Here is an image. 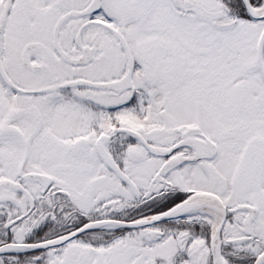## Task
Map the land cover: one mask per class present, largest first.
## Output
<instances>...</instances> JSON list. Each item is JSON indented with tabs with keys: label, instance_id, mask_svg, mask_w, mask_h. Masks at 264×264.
I'll return each mask as SVG.
<instances>
[{
	"label": "snow or ice",
	"instance_id": "snow-or-ice-1",
	"mask_svg": "<svg viewBox=\"0 0 264 264\" xmlns=\"http://www.w3.org/2000/svg\"><path fill=\"white\" fill-rule=\"evenodd\" d=\"M0 264H264V0H0Z\"/></svg>",
	"mask_w": 264,
	"mask_h": 264
}]
</instances>
